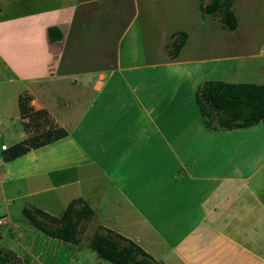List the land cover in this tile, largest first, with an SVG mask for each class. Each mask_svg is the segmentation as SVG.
<instances>
[{
  "label": "crops",
  "instance_id": "crops-1",
  "mask_svg": "<svg viewBox=\"0 0 264 264\" xmlns=\"http://www.w3.org/2000/svg\"><path fill=\"white\" fill-rule=\"evenodd\" d=\"M51 1L21 23V58L2 55L0 86L18 85L0 93L6 201L59 218L82 200L163 264H264V122L209 129L195 101L209 81L264 85V0H234L232 32L198 0ZM176 32L187 40L169 59ZM39 115L66 135L4 161Z\"/></svg>",
  "mask_w": 264,
  "mask_h": 264
},
{
  "label": "trees",
  "instance_id": "trees-1",
  "mask_svg": "<svg viewBox=\"0 0 264 264\" xmlns=\"http://www.w3.org/2000/svg\"><path fill=\"white\" fill-rule=\"evenodd\" d=\"M198 1L202 18L217 21L227 32L237 28V20L232 11L234 0ZM47 34L51 42L60 41L62 38L56 27L49 28ZM186 40V33H173L165 45L166 56L169 59L176 58ZM195 101L203 123L209 129L231 130L264 122V85L209 81L197 90ZM24 110L20 99V115ZM65 135V131L60 128L38 133L9 147L2 153V158L4 161L14 160L31 149L45 146ZM22 214L35 229L46 236L72 244H77L75 228L80 220L92 221L93 218V211L82 200L71 202L59 218L35 208H24ZM100 228L89 242L90 249L100 260L110 264H163L155 261L133 241L111 230ZM0 264H23V261L14 251L0 247Z\"/></svg>",
  "mask_w": 264,
  "mask_h": 264
},
{
  "label": "rangeland",
  "instance_id": "rangeland-1",
  "mask_svg": "<svg viewBox=\"0 0 264 264\" xmlns=\"http://www.w3.org/2000/svg\"><path fill=\"white\" fill-rule=\"evenodd\" d=\"M1 1L0 25L3 28L0 29V73L4 74L5 71L11 75V69H7L2 64L3 52L13 58H21V23H24L23 25H37L38 19L33 16L48 11L55 3L51 0ZM205 2H209V0H205ZM252 76L251 73L250 77L252 78ZM17 86L16 84L1 85V98L4 99L2 93L17 90ZM33 120L37 121V126L32 127V135L53 128L52 123L47 122L45 118H42V115L37 116V118L35 116ZM16 187L18 188V185ZM14 188V186H10L7 190L6 188L4 190L0 188V219L4 221L0 235L1 248L14 251L23 261V264H110L100 260L90 249L91 237L101 229L95 222L86 219L80 220L75 228L77 244L63 243L60 240L50 238L35 229L22 214V209L32 208L25 207L28 204L27 199L16 198L9 202L6 201L8 199L4 198V191L12 194ZM7 196L6 198L11 197V195ZM6 204L10 210L8 215L5 210ZM9 226H11L10 230L8 229ZM40 249L43 250L44 254H39L38 250Z\"/></svg>",
  "mask_w": 264,
  "mask_h": 264
},
{
  "label": "built area",
  "instance_id": "built-area-1",
  "mask_svg": "<svg viewBox=\"0 0 264 264\" xmlns=\"http://www.w3.org/2000/svg\"><path fill=\"white\" fill-rule=\"evenodd\" d=\"M96 85H102L103 83L101 81H95ZM4 221L0 219V235H1V227L3 226Z\"/></svg>",
  "mask_w": 264,
  "mask_h": 264
}]
</instances>
